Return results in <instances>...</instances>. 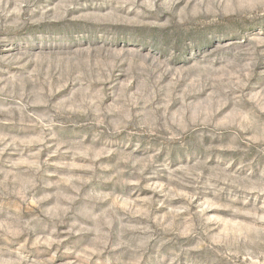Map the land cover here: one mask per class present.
<instances>
[{
    "label": "rangeland",
    "instance_id": "1",
    "mask_svg": "<svg viewBox=\"0 0 264 264\" xmlns=\"http://www.w3.org/2000/svg\"><path fill=\"white\" fill-rule=\"evenodd\" d=\"M0 264H264V0H0Z\"/></svg>",
    "mask_w": 264,
    "mask_h": 264
}]
</instances>
